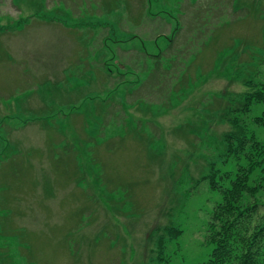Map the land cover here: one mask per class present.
<instances>
[{"label":"rangeland","instance_id":"obj_1","mask_svg":"<svg viewBox=\"0 0 264 264\" xmlns=\"http://www.w3.org/2000/svg\"><path fill=\"white\" fill-rule=\"evenodd\" d=\"M263 54L264 0H0V264L207 261Z\"/></svg>","mask_w":264,"mask_h":264},{"label":"trees","instance_id":"obj_2","mask_svg":"<svg viewBox=\"0 0 264 264\" xmlns=\"http://www.w3.org/2000/svg\"><path fill=\"white\" fill-rule=\"evenodd\" d=\"M260 84L253 92L229 99L218 112V120L231 125L221 140L235 161V176L209 223L213 249L203 264H264V213H259L264 205V136L253 128L264 132V108L254 113L264 103V81ZM209 178L218 185L220 172Z\"/></svg>","mask_w":264,"mask_h":264},{"label":"crops","instance_id":"obj_3","mask_svg":"<svg viewBox=\"0 0 264 264\" xmlns=\"http://www.w3.org/2000/svg\"><path fill=\"white\" fill-rule=\"evenodd\" d=\"M33 5H34V3H33ZM69 11V10H68ZM57 23H60L61 25L63 24L64 26H66V27H69V23L68 22H63V20L62 19H58L57 20ZM72 28H74V27H72Z\"/></svg>","mask_w":264,"mask_h":264}]
</instances>
